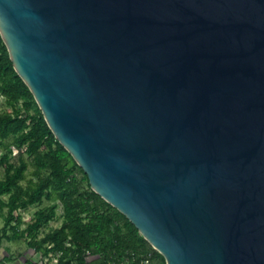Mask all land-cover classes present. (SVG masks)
<instances>
[{
  "label": "water",
  "instance_id": "95a60500",
  "mask_svg": "<svg viewBox=\"0 0 264 264\" xmlns=\"http://www.w3.org/2000/svg\"><path fill=\"white\" fill-rule=\"evenodd\" d=\"M0 34L166 264H264V0H0Z\"/></svg>",
  "mask_w": 264,
  "mask_h": 264
},
{
  "label": "trees",
  "instance_id": "16d2710c",
  "mask_svg": "<svg viewBox=\"0 0 264 264\" xmlns=\"http://www.w3.org/2000/svg\"><path fill=\"white\" fill-rule=\"evenodd\" d=\"M0 95L11 107L0 108V166L4 167L0 233L8 241L26 239L32 249L48 257L44 263L27 259L22 264H53V259L55 264H166L138 228L91 188L88 175L55 137L33 93L15 70L1 34ZM14 149L18 154L13 160ZM25 154L33 164L30 177V160ZM78 171L83 174L80 178ZM44 198L50 204L38 209L21 228L23 221L16 212ZM58 202L63 209L61 224L40 236L41 228L55 219Z\"/></svg>",
  "mask_w": 264,
  "mask_h": 264
},
{
  "label": "rangeland",
  "instance_id": "374dc122",
  "mask_svg": "<svg viewBox=\"0 0 264 264\" xmlns=\"http://www.w3.org/2000/svg\"><path fill=\"white\" fill-rule=\"evenodd\" d=\"M0 108L8 109L10 110L11 107L7 104L6 99L4 96L0 95ZM18 151L16 149L12 152V159L14 160V156ZM3 153V149L0 147V156ZM25 156L30 160V157L25 154ZM33 170V164L30 160V166L29 170L27 171L28 176L30 177L31 171ZM79 178L83 176V174L78 171ZM4 177V167L0 166V178ZM26 180L22 181L23 184H26ZM84 186L87 187V183H84ZM4 198H7L6 195L3 196ZM50 201L44 198L43 202L40 204H34L30 205L27 208L19 209L16 214L20 215L22 218L23 223L21 224V228H25L28 222H30L36 211L40 208H44L45 206L49 205ZM6 210V209H4ZM57 214L54 220L50 221L48 224L44 225L39 235L42 236L46 231L51 229L52 227H57L62 222V216H63V209L60 202H58V208L56 210ZM4 226V217L0 216V230ZM90 257V256H89ZM95 257V256H94ZM93 258V256L90 257V259ZM27 259H32L34 261H38L40 263H44L48 261V257L42 255L40 252H36L34 249H32L26 239H21L19 241H8L6 238L2 237L0 233V260L3 264H22ZM52 263L55 264V260H52Z\"/></svg>",
  "mask_w": 264,
  "mask_h": 264
}]
</instances>
